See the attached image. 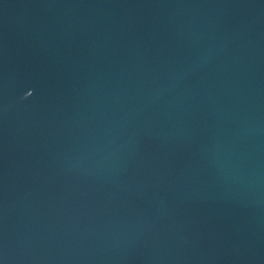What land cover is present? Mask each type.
Listing matches in <instances>:
<instances>
[{
    "label": "water",
    "instance_id": "1",
    "mask_svg": "<svg viewBox=\"0 0 264 264\" xmlns=\"http://www.w3.org/2000/svg\"><path fill=\"white\" fill-rule=\"evenodd\" d=\"M0 264H264V0H0Z\"/></svg>",
    "mask_w": 264,
    "mask_h": 264
}]
</instances>
